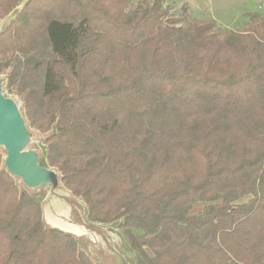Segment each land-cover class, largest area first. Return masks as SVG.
Masks as SVG:
<instances>
[{
    "label": "trees",
    "instance_id": "trees-1",
    "mask_svg": "<svg viewBox=\"0 0 264 264\" xmlns=\"http://www.w3.org/2000/svg\"><path fill=\"white\" fill-rule=\"evenodd\" d=\"M186 8L0 0V74L51 133L45 163L135 264H264V13L219 29ZM3 157L0 264H99Z\"/></svg>",
    "mask_w": 264,
    "mask_h": 264
},
{
    "label": "water",
    "instance_id": "water-1",
    "mask_svg": "<svg viewBox=\"0 0 264 264\" xmlns=\"http://www.w3.org/2000/svg\"><path fill=\"white\" fill-rule=\"evenodd\" d=\"M14 14L0 20V34L11 24ZM31 127L24 105L6 91V77L0 76V152L4 154L2 169L10 173L22 189L31 194L48 190L42 203L45 224L55 230L73 235L87 242L93 259L97 250L110 244L107 229L87 217L85 202L74 195L62 181V174L45 164L41 143L51 135H42Z\"/></svg>",
    "mask_w": 264,
    "mask_h": 264
},
{
    "label": "rangeland",
    "instance_id": "rangeland-1",
    "mask_svg": "<svg viewBox=\"0 0 264 264\" xmlns=\"http://www.w3.org/2000/svg\"><path fill=\"white\" fill-rule=\"evenodd\" d=\"M132 1L139 3L140 0ZM165 5L170 7L174 12L180 11L181 8L186 5V15H188L189 18L213 20L216 22V26L219 29L241 28L245 25L249 12L264 13V0H165ZM0 76L5 75L0 74ZM7 94L15 96L22 102L19 96L8 91ZM39 132L42 135L49 133ZM43 144L42 142V147ZM43 193H45V198L48 190ZM103 226L109 232L110 244L106 242L103 250H97V257L99 258L95 259L96 262L99 264H135L129 255L130 251H128L129 247L127 246L124 231L115 226ZM85 243L87 247V242Z\"/></svg>",
    "mask_w": 264,
    "mask_h": 264
}]
</instances>
